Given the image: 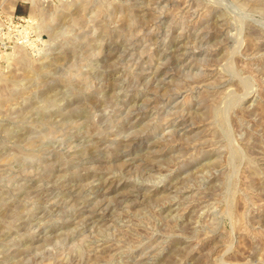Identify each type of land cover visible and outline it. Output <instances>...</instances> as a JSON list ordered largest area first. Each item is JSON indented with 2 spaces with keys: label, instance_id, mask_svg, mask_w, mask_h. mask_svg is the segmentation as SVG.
Masks as SVG:
<instances>
[{
  "label": "rangeland",
  "instance_id": "rangeland-1",
  "mask_svg": "<svg viewBox=\"0 0 264 264\" xmlns=\"http://www.w3.org/2000/svg\"><path fill=\"white\" fill-rule=\"evenodd\" d=\"M0 264H264V0H0Z\"/></svg>",
  "mask_w": 264,
  "mask_h": 264
},
{
  "label": "bare ground",
  "instance_id": "bare-ground-1",
  "mask_svg": "<svg viewBox=\"0 0 264 264\" xmlns=\"http://www.w3.org/2000/svg\"><path fill=\"white\" fill-rule=\"evenodd\" d=\"M33 1V0H32ZM196 23V22H195ZM187 28V27H186ZM145 30V29H144ZM194 33V32H193ZM174 45V44H173ZM145 49V48H144ZM147 70V69H146ZM90 216V215H89Z\"/></svg>",
  "mask_w": 264,
  "mask_h": 264
}]
</instances>
